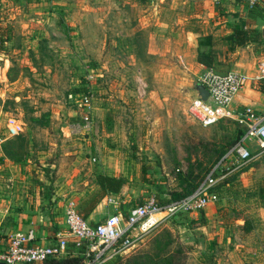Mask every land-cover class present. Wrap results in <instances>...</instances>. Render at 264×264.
I'll list each match as a JSON object with an SVG mask.
<instances>
[{
    "label": "rangeland",
    "instance_id": "rangeland-1",
    "mask_svg": "<svg viewBox=\"0 0 264 264\" xmlns=\"http://www.w3.org/2000/svg\"><path fill=\"white\" fill-rule=\"evenodd\" d=\"M2 1L0 136H6L8 117L21 122L22 130L0 142V199L56 195L79 208L96 189L95 173L122 177L113 194L116 204H101V199L94 206L95 222L148 197L160 204L171 201V193L183 187L179 174L191 169L195 183L231 146V121L202 127L187 110L193 86L207 69H197L195 48L172 44L164 54L149 55L147 49L157 51L165 44H149L144 34L135 44L128 36L129 22L144 8L141 0ZM245 46L229 51L212 70L254 76L264 42ZM213 49L222 54L220 39ZM84 92L91 95V129L72 133L78 120L75 101ZM244 144L255 149L253 141ZM232 162L226 158L223 164L232 167ZM248 165L263 169L253 179L264 178V152L227 176ZM238 179L232 185L237 190ZM218 193L197 213L163 219L128 251L103 264L148 263L150 253L164 243L177 264H264V203L256 197L243 201L239 192L229 191L231 198L222 189ZM207 209L216 216L204 219ZM241 216L250 219L252 228L246 233L234 228L228 242L223 225Z\"/></svg>",
    "mask_w": 264,
    "mask_h": 264
},
{
    "label": "built area",
    "instance_id": "built-area-1",
    "mask_svg": "<svg viewBox=\"0 0 264 264\" xmlns=\"http://www.w3.org/2000/svg\"><path fill=\"white\" fill-rule=\"evenodd\" d=\"M252 8L260 0H239ZM264 80V57L255 67V75L247 76L237 71L214 72L206 69L198 83L207 92L206 100L195 93L188 102V112L202 127L229 120L241 128L240 137L228 148L225 155L212 165L196 183L194 189L175 200L160 204L153 197L133 205L121 212L103 216L99 221H89L78 213L76 203L68 199L63 206V229L57 232L53 240L46 244H37L32 227L25 231H13L7 235L5 246L0 250V261L4 264H42L49 258H60L67 254V243L79 248V264H103L131 248L143 234L147 233L163 219L178 213H197L209 203L218 199V189L228 173L245 165L254 156L264 152V111L251 106L233 105V99L243 88L264 90L259 86ZM77 121L70 127L72 133L87 134L91 129V95L81 93L75 101ZM6 136H0V142L21 132V122L12 117L5 119ZM69 133V132H68ZM244 140L253 141L254 150L244 144ZM233 159V166L223 164L226 158ZM94 161V158H91ZM106 204H116L114 197L106 196ZM264 251V243L262 244Z\"/></svg>",
    "mask_w": 264,
    "mask_h": 264
},
{
    "label": "crops",
    "instance_id": "crops-1",
    "mask_svg": "<svg viewBox=\"0 0 264 264\" xmlns=\"http://www.w3.org/2000/svg\"><path fill=\"white\" fill-rule=\"evenodd\" d=\"M147 1L141 0V3L146 4ZM0 2L3 1L0 0ZM145 4L141 6L144 8L139 14L140 17L138 16L137 20L129 22L128 36H132L131 40L135 44L139 42L141 34H144V40L146 42L148 39L149 44H165L164 48L162 46L156 48L157 51L147 49L146 54L149 55L156 52L164 54L165 50L168 51L169 49L167 45L172 44L196 48L197 38L209 34L214 44L217 38L220 39L223 49L222 54H217V59L225 60L228 53H231L229 52L231 50H228L227 53L224 51L226 45L222 38L225 35L230 34L234 28L238 27L259 30L264 24V0H260L252 8H248L239 0H152L150 4H146L147 6ZM260 41L264 42V39L262 38ZM250 43L245 44V47L249 46ZM135 53L134 58H136ZM194 63L197 69L204 68L196 61ZM233 105L236 107L251 106L257 111H264V93L255 88L245 87L234 97ZM262 170V167L248 165L245 169L236 171L232 177H229V180L220 184L219 189L224 190L229 195L227 198H231L229 191L233 192L234 195L239 192L243 194V201L257 198L264 203V178H252L254 172L257 174ZM107 175L110 174L107 173ZM233 177L234 180L230 181V178ZM237 177L238 180H241V183L238 182V185L241 186L238 190L234 189V186L232 187ZM229 184H231L230 188L228 187ZM116 194L114 193V195ZM114 195L111 196L115 199ZM105 197L102 198L101 204H106ZM223 201L225 199L222 200L220 206H224ZM64 203L65 201L63 202L56 195L44 198L36 194L33 199L16 202L0 199V250L5 246L7 235L10 232L25 231L29 227L35 231V243L46 244L51 242L54 235L63 229ZM99 205L100 203L96 208ZM94 211L95 207L87 216L89 221H92L91 215ZM214 216H216L215 213L207 209L202 217L212 219ZM223 226L225 228L224 236L228 242L232 239L230 237L233 236L234 228L241 229L242 233H246L252 228L250 219H246L245 216L227 220V224L224 223ZM207 250L210 251L211 249Z\"/></svg>",
    "mask_w": 264,
    "mask_h": 264
},
{
    "label": "trees",
    "instance_id": "trees-1",
    "mask_svg": "<svg viewBox=\"0 0 264 264\" xmlns=\"http://www.w3.org/2000/svg\"><path fill=\"white\" fill-rule=\"evenodd\" d=\"M222 39L226 45V49L228 50H232L235 47L243 46L250 42H257L262 40L259 30H256L254 28H242V27L234 28L230 34L225 35ZM1 41L2 40H0V44ZM213 46L214 43L211 39V35L209 34L199 36L196 40L195 61L207 69L208 68L213 69L214 65H216V62L217 61L219 62V60L217 59V53L214 51ZM233 124L235 128L231 135L232 144L240 137L242 133L241 128L238 127L235 123ZM4 144L2 146L3 149L5 146ZM221 153L223 152L220 151L219 155ZM240 170L241 169L237 170V172ZM204 174L201 175L195 183L194 180L196 175L192 174L191 169L184 171L181 175L179 174V177H177V179L179 180L178 183H183V187L182 189H180L179 193L172 192L170 200L178 199L190 193L194 189L196 183L204 176ZM234 174H230L229 176L232 177ZM229 176H227L222 181V183L226 180H229ZM94 179L96 184V189L94 193H92V195L88 196L82 203H80L79 208L77 207L78 213L82 218L87 219L88 214L104 196H110L114 193H117L121 185L123 184L122 177L107 175L101 172L95 173ZM166 235L168 234L166 233ZM166 246L167 243L158 245L157 249H155L148 256L147 258L148 263H145L146 261H143L141 264H177V262L173 258V253L171 252L168 253L166 250ZM79 251H80L79 248H74L71 245V243L68 242L66 247L67 254L65 256L60 258H49L46 259L44 263L45 264H79V260H80V257L78 255ZM134 264H140V263L136 262Z\"/></svg>",
    "mask_w": 264,
    "mask_h": 264
},
{
    "label": "water",
    "instance_id": "water-1",
    "mask_svg": "<svg viewBox=\"0 0 264 264\" xmlns=\"http://www.w3.org/2000/svg\"><path fill=\"white\" fill-rule=\"evenodd\" d=\"M259 32H260L261 38L264 39V24L260 27ZM193 89H194V92L200 97V99L206 100L207 92L200 83L196 82L193 86ZM0 264H4V263L0 261ZM42 264H45V263H42Z\"/></svg>",
    "mask_w": 264,
    "mask_h": 264
}]
</instances>
